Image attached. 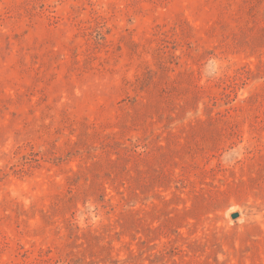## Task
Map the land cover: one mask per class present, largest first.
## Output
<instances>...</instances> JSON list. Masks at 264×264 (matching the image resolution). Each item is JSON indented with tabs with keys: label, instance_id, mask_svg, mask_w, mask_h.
I'll use <instances>...</instances> for the list:
<instances>
[{
	"label": "rangeland",
	"instance_id": "rangeland-1",
	"mask_svg": "<svg viewBox=\"0 0 264 264\" xmlns=\"http://www.w3.org/2000/svg\"><path fill=\"white\" fill-rule=\"evenodd\" d=\"M0 264H264V0H0Z\"/></svg>",
	"mask_w": 264,
	"mask_h": 264
},
{
	"label": "water",
	"instance_id": "water-1",
	"mask_svg": "<svg viewBox=\"0 0 264 264\" xmlns=\"http://www.w3.org/2000/svg\"><path fill=\"white\" fill-rule=\"evenodd\" d=\"M230 216L232 219H235L239 216V213H231Z\"/></svg>",
	"mask_w": 264,
	"mask_h": 264
}]
</instances>
